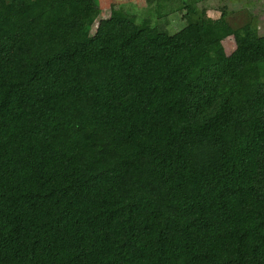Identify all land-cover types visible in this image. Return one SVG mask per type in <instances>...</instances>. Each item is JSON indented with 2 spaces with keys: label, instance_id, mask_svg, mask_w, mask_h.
Listing matches in <instances>:
<instances>
[{
  "label": "trees",
  "instance_id": "16d2710c",
  "mask_svg": "<svg viewBox=\"0 0 264 264\" xmlns=\"http://www.w3.org/2000/svg\"><path fill=\"white\" fill-rule=\"evenodd\" d=\"M184 9L0 0V264H264V35Z\"/></svg>",
  "mask_w": 264,
  "mask_h": 264
},
{
  "label": "rangeland",
  "instance_id": "374dc122",
  "mask_svg": "<svg viewBox=\"0 0 264 264\" xmlns=\"http://www.w3.org/2000/svg\"><path fill=\"white\" fill-rule=\"evenodd\" d=\"M186 4H197L200 9H206L207 14L213 18L219 16L222 11L220 8L226 6L236 25L247 22L253 12L258 17L259 33L264 35V0H100L101 14L92 32H95L101 18H107L117 12L129 11L139 18L151 17L155 21L158 19L156 13L159 6L168 10L167 25L175 32L182 25ZM223 46L227 54L232 53L236 48L234 37L228 36L224 39Z\"/></svg>",
  "mask_w": 264,
  "mask_h": 264
}]
</instances>
